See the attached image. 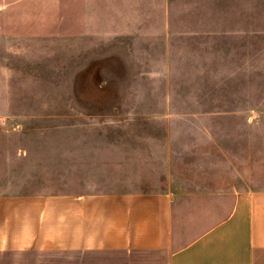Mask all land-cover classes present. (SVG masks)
I'll list each match as a JSON object with an SVG mask.
<instances>
[{"label": "rangeland", "instance_id": "obj_1", "mask_svg": "<svg viewBox=\"0 0 264 264\" xmlns=\"http://www.w3.org/2000/svg\"><path fill=\"white\" fill-rule=\"evenodd\" d=\"M25 2L0 0L7 193L264 188V0Z\"/></svg>", "mask_w": 264, "mask_h": 264}, {"label": "crops", "instance_id": "obj_2", "mask_svg": "<svg viewBox=\"0 0 264 264\" xmlns=\"http://www.w3.org/2000/svg\"><path fill=\"white\" fill-rule=\"evenodd\" d=\"M39 2L48 0L25 3L32 13ZM169 180L76 194L0 187V264H264V188Z\"/></svg>", "mask_w": 264, "mask_h": 264}]
</instances>
